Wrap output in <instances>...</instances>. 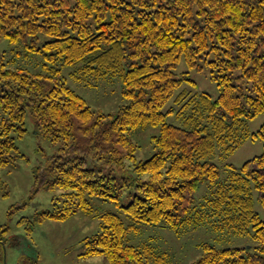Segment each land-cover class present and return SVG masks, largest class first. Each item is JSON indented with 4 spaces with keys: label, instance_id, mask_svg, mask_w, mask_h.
<instances>
[{
    "label": "trees",
    "instance_id": "1",
    "mask_svg": "<svg viewBox=\"0 0 264 264\" xmlns=\"http://www.w3.org/2000/svg\"><path fill=\"white\" fill-rule=\"evenodd\" d=\"M3 38L17 53L24 49L43 60L37 70L0 65V170L19 152L27 113L38 133L62 142L33 185V192L64 189L62 201L56 197L52 208L23 217L28 232L47 219L91 213L96 196L114 201L132 222L102 212L100 230L84 239L83 256L162 264L165 255L152 257L148 243L127 241L130 230L139 223L180 231L213 222L258 245L253 251L205 242L190 264H264V219L254 209V189L264 205V122L249 128L264 112V0H0ZM183 56L192 69L210 67L216 98L177 92L185 80L194 82L175 72ZM68 66L89 85L119 77L128 102L115 112L94 110L66 82ZM172 98L177 107L164 111ZM150 126L159 127L151 136L154 152L136 160L130 134ZM259 136L263 152L241 166L213 161ZM202 183L207 191L197 197ZM120 188L129 190V203H121Z\"/></svg>",
    "mask_w": 264,
    "mask_h": 264
},
{
    "label": "rangeland",
    "instance_id": "2",
    "mask_svg": "<svg viewBox=\"0 0 264 264\" xmlns=\"http://www.w3.org/2000/svg\"><path fill=\"white\" fill-rule=\"evenodd\" d=\"M44 38V37H43ZM14 45L6 38L0 41V65L7 67H25L32 70L40 68L43 58L38 53L27 54L24 49L17 53ZM20 51V48L18 49ZM70 66L63 69L66 82L80 95L94 110L105 113L115 112L122 104L128 102L123 97V83L119 77L105 78L94 81L89 85L79 81L70 73ZM175 72L178 77L187 76L178 89H187L192 92L206 91L213 98L219 95L217 81L211 77L210 67L203 64L201 70L192 69L183 56ZM177 107L172 98L163 108ZM169 122L178 123L173 114L168 116ZM264 122V112L249 120V128L256 131ZM27 132L23 137L17 138L19 152L15 160L0 170V264H109L104 254L83 256L86 250L85 237L93 235L100 230V215L104 211H115L131 223V218L122 208L111 200L91 197L93 210L91 213L79 210L66 220L47 219L36 223L32 232H28L26 224L21 223L23 217L32 218L37 211L50 209L54 199L59 197L60 203L64 189L41 188L33 192L35 175L43 172L51 163L54 155L60 153L62 142H52L49 138L38 133L36 122L30 113L26 115ZM159 132V127L150 126L139 129L130 134L132 140L138 144L136 160L146 159L153 152L151 136ZM263 152V139L259 136L250 138L226 157L215 156L213 161L221 167L225 163L241 166L247 159ZM208 185L202 183L196 191L201 197L206 193ZM120 201L127 204L131 200L129 190L120 188ZM254 209L264 219V205L257 198L254 189ZM127 241L131 244H146L151 246L154 254L165 255L162 264H190L198 260L203 254L202 244L211 243L218 248L246 246L255 250L258 241L250 235H237L226 229H220L213 222L198 226H188L175 231L161 224L139 223L136 229L130 230ZM150 264H161L160 261H150Z\"/></svg>",
    "mask_w": 264,
    "mask_h": 264
}]
</instances>
